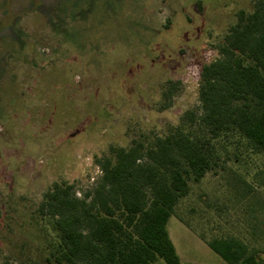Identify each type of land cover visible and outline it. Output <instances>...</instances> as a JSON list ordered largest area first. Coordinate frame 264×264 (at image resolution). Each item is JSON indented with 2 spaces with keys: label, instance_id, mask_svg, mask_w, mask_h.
Instances as JSON below:
<instances>
[{
  "label": "rangeland",
  "instance_id": "374dc122",
  "mask_svg": "<svg viewBox=\"0 0 264 264\" xmlns=\"http://www.w3.org/2000/svg\"><path fill=\"white\" fill-rule=\"evenodd\" d=\"M39 1L9 0L19 9L0 46V264H17L21 252L38 255L33 210L52 182L72 184L81 197L99 178L95 157L109 145L163 134L186 110L200 113V66L218 56L236 12L253 3ZM235 158L190 183L177 211L191 228L169 217L181 264H229L199 233L211 238L222 229L263 246L264 157L240 147ZM229 168L253 185L245 199L234 197Z\"/></svg>",
  "mask_w": 264,
  "mask_h": 264
},
{
  "label": "trees",
  "instance_id": "16d2710c",
  "mask_svg": "<svg viewBox=\"0 0 264 264\" xmlns=\"http://www.w3.org/2000/svg\"><path fill=\"white\" fill-rule=\"evenodd\" d=\"M216 49L199 69L200 113L186 110L163 134L140 132L127 145H109L95 157L99 178L81 197L72 184L52 182L33 210L39 253L21 252L17 264H181L166 224L175 216L191 228L177 211L190 183L224 170L231 155L240 162V147L264 157V0L236 12ZM228 171L234 197L245 199L253 192L247 174ZM198 236L229 264H264V244L245 235Z\"/></svg>",
  "mask_w": 264,
  "mask_h": 264
},
{
  "label": "flooded vegetation",
  "instance_id": "af4514ba",
  "mask_svg": "<svg viewBox=\"0 0 264 264\" xmlns=\"http://www.w3.org/2000/svg\"><path fill=\"white\" fill-rule=\"evenodd\" d=\"M42 1V0H41ZM34 3H40L39 0H34ZM37 7V6H36ZM15 8V10H18L19 7H14L12 6V4L9 2V0H0V14L1 17L5 19L6 17V21H0V46H4L5 45V40L2 39V37H8V35H10L9 29L11 27V23L14 21V16H10V12L12 11V9ZM45 11H47L48 9L45 7L44 8Z\"/></svg>",
  "mask_w": 264,
  "mask_h": 264
}]
</instances>
